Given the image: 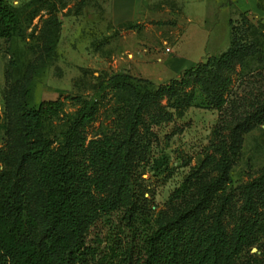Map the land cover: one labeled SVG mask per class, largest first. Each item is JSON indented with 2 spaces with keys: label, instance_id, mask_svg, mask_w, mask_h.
<instances>
[{
  "label": "trees",
  "instance_id": "16d2710c",
  "mask_svg": "<svg viewBox=\"0 0 264 264\" xmlns=\"http://www.w3.org/2000/svg\"><path fill=\"white\" fill-rule=\"evenodd\" d=\"M17 24L12 0H0V37H12ZM235 40L178 77L138 91L118 126L101 136L89 137L97 96L68 97L77 106L72 113L61 98L37 106L21 98L0 144V264H264V167L230 184L243 133L264 122V98L238 118H231L230 105L224 109ZM118 76L111 86H120ZM197 85H206L205 103L226 116L198 168L172 193V206L156 213L143 174L150 162L157 176L170 170L167 153L151 158L157 127L176 116L162 101L173 100L178 114ZM55 117L63 125L50 134L47 123ZM2 123L0 113V141ZM117 220L108 243L98 234L92 241L101 223Z\"/></svg>",
  "mask_w": 264,
  "mask_h": 264
},
{
  "label": "rangeland",
  "instance_id": "374dc122",
  "mask_svg": "<svg viewBox=\"0 0 264 264\" xmlns=\"http://www.w3.org/2000/svg\"><path fill=\"white\" fill-rule=\"evenodd\" d=\"M12 3L18 12L15 33L12 37H0L1 145L7 139V123L10 125L17 119L16 108L21 98L34 106L43 100L61 98L64 110L72 113L77 106L68 97L97 96L100 109L89 127V137L101 136L118 126L127 102L133 101L138 91L149 92L178 77L184 69L196 64L202 54L200 61L205 62L225 51L233 37L239 52L229 67L231 84L224 109L230 105L231 118H238L245 115L253 101L264 98V16L233 11L227 29L224 20L221 21L220 33L212 38L209 51L204 53L198 44L200 33L191 30L182 41L173 44L169 32L178 29L180 36L183 31L179 26L183 14L180 0H151L154 18L131 28H119L114 22L112 0H12ZM259 4L264 8V0H259ZM117 73L119 85L122 84L118 88L110 83ZM204 82L208 83L205 79ZM207 93L206 85H197L192 100L187 99L178 114L173 100L162 101L176 116L173 121L163 120L157 127L159 138L151 158L167 153L171 158L170 170L157 176L150 162L143 174L156 213L172 206V193L198 168L210 150L219 120L225 119L226 111L205 103ZM62 125L63 119L55 117L47 123L46 130L55 133ZM242 138L241 156L231 172L233 186L264 167V122L249 127ZM117 224L121 223L118 220L113 226L101 223L92 241L98 236L108 243L117 231Z\"/></svg>",
  "mask_w": 264,
  "mask_h": 264
},
{
  "label": "crops",
  "instance_id": "0c3cea01",
  "mask_svg": "<svg viewBox=\"0 0 264 264\" xmlns=\"http://www.w3.org/2000/svg\"><path fill=\"white\" fill-rule=\"evenodd\" d=\"M180 1L183 14L181 15V20H179V26L183 28V31L180 36H177L179 34L178 29L169 32L173 44L175 45L182 41L191 30L198 34L200 33L198 44L204 50V53L209 51L212 38L220 33L222 29L220 28L221 21L224 20V29H227L233 11L238 13L249 11L256 13L260 17L264 16V8L259 4V0ZM111 13L117 25L127 22L139 23L155 16L151 8V0H112ZM133 33H137V31ZM203 56L204 54L200 56L199 61Z\"/></svg>",
  "mask_w": 264,
  "mask_h": 264
},
{
  "label": "built area",
  "instance_id": "2783aa9c",
  "mask_svg": "<svg viewBox=\"0 0 264 264\" xmlns=\"http://www.w3.org/2000/svg\"><path fill=\"white\" fill-rule=\"evenodd\" d=\"M170 50V48H167V51H169Z\"/></svg>",
  "mask_w": 264,
  "mask_h": 264
},
{
  "label": "water",
  "instance_id": "95a60500",
  "mask_svg": "<svg viewBox=\"0 0 264 264\" xmlns=\"http://www.w3.org/2000/svg\"><path fill=\"white\" fill-rule=\"evenodd\" d=\"M253 251H255V248H253Z\"/></svg>",
  "mask_w": 264,
  "mask_h": 264
}]
</instances>
